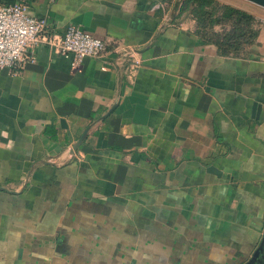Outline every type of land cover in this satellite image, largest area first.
<instances>
[{
    "label": "crops",
    "instance_id": "obj_1",
    "mask_svg": "<svg viewBox=\"0 0 264 264\" xmlns=\"http://www.w3.org/2000/svg\"><path fill=\"white\" fill-rule=\"evenodd\" d=\"M180 1L0 0L139 62L73 68L43 43L0 70V264H245L259 247L264 264V26L224 56Z\"/></svg>",
    "mask_w": 264,
    "mask_h": 264
},
{
    "label": "built area",
    "instance_id": "obj_2",
    "mask_svg": "<svg viewBox=\"0 0 264 264\" xmlns=\"http://www.w3.org/2000/svg\"><path fill=\"white\" fill-rule=\"evenodd\" d=\"M154 9H158L162 17L168 16L165 3L155 5ZM46 30V19L33 16L25 4L0 6V70L23 63L27 51L43 43L55 48L60 55L72 57L73 68L84 58H99L112 51L119 55L118 59L139 63L132 49H111L107 42L77 26H68L59 40L51 39Z\"/></svg>",
    "mask_w": 264,
    "mask_h": 264
},
{
    "label": "trees",
    "instance_id": "obj_3",
    "mask_svg": "<svg viewBox=\"0 0 264 264\" xmlns=\"http://www.w3.org/2000/svg\"><path fill=\"white\" fill-rule=\"evenodd\" d=\"M214 0H181L179 15L189 14L196 22V33L205 41L214 45L224 55L238 56L242 45L254 44L258 31L253 28L254 17L249 13L222 6L220 17L211 18L214 12ZM222 23H229L230 30L217 33L213 28Z\"/></svg>",
    "mask_w": 264,
    "mask_h": 264
},
{
    "label": "rangeland",
    "instance_id": "obj_4",
    "mask_svg": "<svg viewBox=\"0 0 264 264\" xmlns=\"http://www.w3.org/2000/svg\"><path fill=\"white\" fill-rule=\"evenodd\" d=\"M223 1H229V2L235 1L236 3H241L242 1H245V2H247V4L249 3L248 5H250L252 7V8H250L251 9L250 11L253 12L255 15H252L250 13L249 14L252 15L254 17V19H255V17L257 18V20L255 19V21L253 22V28L255 30H257L259 25L260 26L261 25L264 26V6L263 5L254 3V2L249 1V0H223ZM214 2H215V4H214V12H213V16L211 18L220 17L221 13H222L221 7L225 6V4H222V3H220V2H218L216 0H214ZM248 5H247V7H248ZM256 21H258V24H257ZM256 25H258V26L256 27ZM228 30H230L229 23H222L221 25H217V26H215L213 28V31H215L217 33H222V32L228 31ZM248 50H249V48L246 45H242L240 47L238 55H241V54L244 55V54H246V52Z\"/></svg>",
    "mask_w": 264,
    "mask_h": 264
},
{
    "label": "water",
    "instance_id": "obj_5",
    "mask_svg": "<svg viewBox=\"0 0 264 264\" xmlns=\"http://www.w3.org/2000/svg\"><path fill=\"white\" fill-rule=\"evenodd\" d=\"M249 1H252L254 3H257V4H260V5H263L264 6V0H249ZM174 15H172L173 17ZM254 106H258V105H254ZM104 117H101L100 120L104 119ZM91 128V125L88 126L85 131L82 133V135L78 138V140L76 141V143L72 146L71 148V151H70V154H73L75 151H77V149L80 147V145L82 144V141L84 140L85 136L87 135L89 129ZM0 190H5L4 188L0 187ZM261 248L259 247V249L253 254L252 258L245 264H254L255 262V258L259 252Z\"/></svg>",
    "mask_w": 264,
    "mask_h": 264
}]
</instances>
